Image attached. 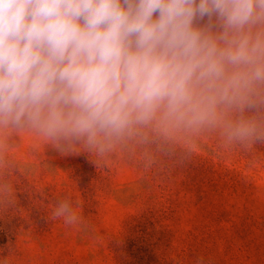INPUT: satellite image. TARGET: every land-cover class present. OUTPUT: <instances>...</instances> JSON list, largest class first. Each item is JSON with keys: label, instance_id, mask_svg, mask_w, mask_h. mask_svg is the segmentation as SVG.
<instances>
[{"label": "clouds", "instance_id": "1", "mask_svg": "<svg viewBox=\"0 0 264 264\" xmlns=\"http://www.w3.org/2000/svg\"><path fill=\"white\" fill-rule=\"evenodd\" d=\"M207 137L264 146V0H0L5 203L25 140L95 162L193 152ZM52 218L82 224L71 198Z\"/></svg>", "mask_w": 264, "mask_h": 264}, {"label": "rangeland", "instance_id": "2", "mask_svg": "<svg viewBox=\"0 0 264 264\" xmlns=\"http://www.w3.org/2000/svg\"><path fill=\"white\" fill-rule=\"evenodd\" d=\"M30 143L15 153L12 202L0 198V264H264V146L207 137L193 152L94 162ZM64 198L82 224L52 218Z\"/></svg>", "mask_w": 264, "mask_h": 264}]
</instances>
